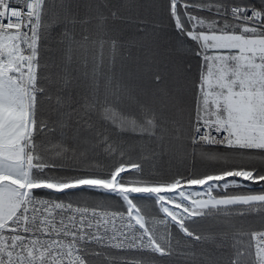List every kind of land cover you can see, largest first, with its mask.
<instances>
[{"label": "snow or ice", "instance_id": "6c2138e0", "mask_svg": "<svg viewBox=\"0 0 264 264\" xmlns=\"http://www.w3.org/2000/svg\"><path fill=\"white\" fill-rule=\"evenodd\" d=\"M168 13L188 99L147 62L126 78L116 11L0 0V264H264V0ZM165 152L203 165L153 167Z\"/></svg>", "mask_w": 264, "mask_h": 264}, {"label": "trees", "instance_id": "16d2710c", "mask_svg": "<svg viewBox=\"0 0 264 264\" xmlns=\"http://www.w3.org/2000/svg\"><path fill=\"white\" fill-rule=\"evenodd\" d=\"M71 4L73 13L79 17L85 15L95 17L98 12L105 15H110L111 11L117 12L118 18L114 21L109 20V27L113 30V34L118 35L124 43L121 58L125 66L126 78L128 74H131L134 82H139L140 69L147 62L153 66L154 70H158L166 77V82L174 94L183 99L190 98V85H187L180 76L179 69L181 66L191 63L195 72L198 58L188 50L190 41L181 43V40L186 38L180 37L174 27L168 13V0H71ZM88 5H91V8ZM89 29L92 34H95V21L89 25ZM60 30L62 29L57 28V31ZM188 152L191 153V149H188ZM182 157V153L172 155L165 152L156 157L153 167L167 170L171 166L173 171L178 170L187 175L193 164L203 165L199 153L195 157L191 154ZM148 168L149 165L146 164V172ZM247 190L236 189V191ZM113 203L118 205L119 202ZM162 216L156 212V219H160ZM235 224L237 229L243 227L247 230L249 227H259L254 216L243 223L237 220ZM224 228L225 225H219L213 229V233L206 232L205 234L212 235L215 231ZM214 247V241L210 239L206 248L211 250Z\"/></svg>", "mask_w": 264, "mask_h": 264}, {"label": "rangeland", "instance_id": "374dc122", "mask_svg": "<svg viewBox=\"0 0 264 264\" xmlns=\"http://www.w3.org/2000/svg\"><path fill=\"white\" fill-rule=\"evenodd\" d=\"M253 187H256V186H253ZM257 189H258V188H257ZM88 198H89V199H96V198H98V197H94V196L89 195ZM113 202L117 203L116 200L113 201ZM113 204H114V203H113ZM154 211H156V212H157L158 214H160V215H163L162 213H159V212H158V206H156V207L154 208Z\"/></svg>", "mask_w": 264, "mask_h": 264}, {"label": "crops", "instance_id": "0c3cea01", "mask_svg": "<svg viewBox=\"0 0 264 264\" xmlns=\"http://www.w3.org/2000/svg\"><path fill=\"white\" fill-rule=\"evenodd\" d=\"M245 183L248 184L249 182L246 181ZM257 190H258V189H257ZM229 191H236V189H234V188H230ZM213 194L215 195L216 192H214Z\"/></svg>", "mask_w": 264, "mask_h": 264}]
</instances>
